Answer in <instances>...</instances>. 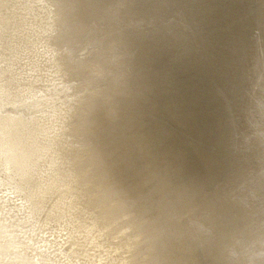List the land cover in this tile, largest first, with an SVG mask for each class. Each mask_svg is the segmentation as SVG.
I'll list each match as a JSON object with an SVG mask.
<instances>
[{"label":"bare ground","instance_id":"obj_1","mask_svg":"<svg viewBox=\"0 0 264 264\" xmlns=\"http://www.w3.org/2000/svg\"><path fill=\"white\" fill-rule=\"evenodd\" d=\"M194 2L206 21L209 0H165L161 32L138 0H0V264H264V152L202 200L171 131L189 107L149 63L179 48L171 28ZM253 4L231 55L255 46L257 63L226 80L251 79L260 101L264 0ZM249 25L254 42L239 45ZM250 132L236 128L233 154Z\"/></svg>","mask_w":264,"mask_h":264},{"label":"water","instance_id":"obj_2","mask_svg":"<svg viewBox=\"0 0 264 264\" xmlns=\"http://www.w3.org/2000/svg\"><path fill=\"white\" fill-rule=\"evenodd\" d=\"M209 1L210 7L208 6L206 11L202 9L208 19L206 21L201 19L195 2L188 5L171 28L179 30V48L161 49L154 53L149 61L153 66H157V70L161 69L159 71V74H162L161 78L172 85L174 92L175 90L180 92L181 98L189 107V110H185L184 130L180 129L177 132L170 127L176 135L174 139L179 146L181 145L182 156L185 158L186 179L189 185H193L190 190L197 194L202 191V200L213 196L227 184L234 185L237 180L246 178L251 170L243 167L244 173H240L242 164L249 166L250 163L253 166L257 160L262 159L264 152L260 148L264 144L261 132V128L264 127L262 119L264 98L259 101L254 96L255 91L252 92V88L249 87L253 82L249 78L246 83L240 79L231 80V83L226 80L231 75L242 77L249 71L251 63H257L259 52L255 50V46L245 55L234 57L231 51L236 49L235 42L230 40L238 26L240 28L250 23L252 19L250 16L254 14V0H251L252 5L246 7L238 0ZM138 3L141 11L153 16L152 24L157 29L161 32L168 30L154 18V14L159 11L170 14L166 9H162L165 0L161 3L138 0ZM227 22L229 25H226ZM244 32L245 28L238 34L242 36L238 41L239 45H251L254 42L253 27L248 26L246 36ZM248 34L250 35L247 37ZM188 37L192 42L187 40ZM225 53L230 55L231 61L221 60ZM260 77L263 91L264 74ZM232 92L236 96L235 102L230 98ZM236 104L239 120L234 117ZM245 126L251 131L250 143L246 141L244 150H238L239 154H233L231 150L233 134L236 128L239 130ZM241 198V205H249L245 196ZM233 203L237 204L236 201ZM227 212L224 219L227 218Z\"/></svg>","mask_w":264,"mask_h":264}]
</instances>
